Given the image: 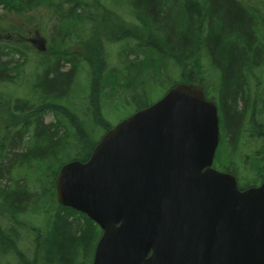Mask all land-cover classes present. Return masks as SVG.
<instances>
[{"label": "trees", "instance_id": "trees-1", "mask_svg": "<svg viewBox=\"0 0 264 264\" xmlns=\"http://www.w3.org/2000/svg\"><path fill=\"white\" fill-rule=\"evenodd\" d=\"M78 1L96 3L84 9L96 11L87 29L93 32L99 27L103 13L100 0H0V3L8 13L25 15L47 9L56 19L55 27L60 28L57 36H53L57 42L67 36L70 29L67 18L76 15ZM125 1L133 14L127 24L134 31L125 32L124 36L131 39L141 34L136 43L140 46L130 48L136 56L124 70L113 69L101 76L93 73L97 70L91 65L86 98L88 115L105 128L110 127L100 111V101L106 92L121 91L119 99H127L137 85H147L145 79L148 76L150 79L158 67L173 64L179 71L174 83L197 82L204 90L208 84L207 89L214 95L211 99L219 108L222 127L220 166L238 175L239 188L255 185L264 172V134L256 121L257 117H264V90L254 91L258 84L254 83L260 80L256 70L264 64V23L259 8L264 0L258 6L246 0ZM15 3L29 7L7 6ZM64 3L71 6L62 7ZM103 14L106 18V13ZM116 28H120L119 24ZM20 30L16 26V32L22 34ZM18 37L12 36V42L0 41V83L12 82L20 73L18 60L15 66L11 55L15 51L18 58L24 59L23 51L20 52L25 49L24 44H19L22 39ZM54 48L58 49L57 44ZM65 55H59L50 65L47 58L43 59V72L35 79L32 99L9 101L10 95L0 92V264L92 263L101 229L83 213L59 204L55 196L61 164L70 158L87 159L97 142L78 112L62 102L69 96L76 67V56L65 59ZM49 114L53 119L46 121ZM245 127L252 131L246 143L258 148L257 158L252 160L238 158L237 144ZM258 154L262 157L258 158ZM246 169L251 172L250 177Z\"/></svg>", "mask_w": 264, "mask_h": 264}, {"label": "water", "instance_id": "water-1", "mask_svg": "<svg viewBox=\"0 0 264 264\" xmlns=\"http://www.w3.org/2000/svg\"><path fill=\"white\" fill-rule=\"evenodd\" d=\"M218 123L179 83L60 167L58 202L103 231L92 264H264V178L239 189L212 167Z\"/></svg>", "mask_w": 264, "mask_h": 264}, {"label": "rangeland", "instance_id": "rangeland-1", "mask_svg": "<svg viewBox=\"0 0 264 264\" xmlns=\"http://www.w3.org/2000/svg\"><path fill=\"white\" fill-rule=\"evenodd\" d=\"M120 2H123V4L126 6V9L121 10L120 17L121 19L117 23H111L109 22L102 13L100 16V22L99 27L95 28L93 32H87V29L91 25V20L94 19L92 16L93 13H88V17L90 19H85L83 16H81V12L86 9V6L84 4H81V8L76 9V15L68 17L70 29L67 36L64 37V39L54 42L53 36H57L56 33L60 32V28L55 27V21L52 17V15L48 14V11L46 9H39L36 12H32V24L30 27H39V34L43 36L47 40V48L44 52H41L42 54H38L37 52L33 51L32 49H25L24 50V59L18 58L16 55L13 58L14 65H18L19 63V71H22L20 74L17 83H5L0 85V91L6 94H9L12 98H24L27 96H31V90L29 82H33L34 79L37 77L39 73H42L43 67H42V61L43 59H48L47 64H52L59 55H65V59L67 57L76 56L75 62L76 67L75 71L77 72V76L75 75L74 83L72 84L75 87L70 92L69 98L62 100L63 104L68 105L71 109L76 110V112H87L88 111V102H86L84 96L87 92V86H88V78L85 73V69L92 70V67H95V70L93 73H96V75L99 73V75H104V68L109 67L110 69L116 68L117 71L126 68L128 61L131 59L133 60L136 56V52H131L130 48L133 46H136V48L140 45H136L140 41V35L132 36L131 39L125 38L126 36H121L119 39L120 41H116L111 38L112 35H103V32L108 28L111 27L113 31L116 33L119 32L120 35H124L122 32L134 31V29H131L130 26H128V21L131 19V16H133L132 12L130 11L129 7L127 6V3L125 0H118ZM261 0H246V3H249L253 6H258V2ZM115 4V2H110L109 5ZM69 5L68 3H64L62 7L67 8ZM115 8V7H114ZM260 12L262 13L261 21L264 23V2L261 3ZM101 12V11H100ZM104 12V11H103ZM69 13V12H66ZM1 16V15H0ZM49 16L51 18L49 19ZM28 17V16H27ZM3 19L0 20V26H4L5 22L8 23H23L21 20L26 19V15L24 14H18V17L15 16V14H11L10 17L4 15L2 17ZM133 22L136 24V20L134 19ZM7 23V24H8ZM125 27H121L122 25ZM119 24L120 28H116ZM31 28V29H32ZM30 29V30H31ZM35 29V28H34ZM263 32H264V28ZM31 34L29 36H33V31L31 30ZM87 32L88 35L82 36L83 33ZM5 33V32H4ZM134 34V33H133ZM2 35V33H1ZM0 35V36H1ZM110 36V37H109ZM142 36V35H141ZM4 37V36H1ZM125 38V39H124ZM57 39V37H56ZM143 39V38H142ZM59 40V39H58ZM60 43V44H59ZM57 44V48L54 47ZM59 46V47H58ZM135 49V48H134ZM23 49L20 50V52ZM15 52V51H14ZM7 58V57H5ZM71 59V60H72ZM18 60V63L16 62ZM68 61V60H66ZM24 62V63H23ZM62 62V61H60ZM71 62V61H70ZM64 63V62H63ZM69 63V62H67ZM88 63V64H86ZM21 64V65H20ZM23 64V66H22ZM86 64V66H84ZM64 65H62L63 67ZM69 66V65H68ZM66 66V67H68ZM45 68V67H44ZM13 74L17 71V67L12 70ZM260 80L257 84L256 92H262L259 90H264V64H262L257 70ZM179 71L174 67L173 64H168L166 66H160L158 67L157 72H153L150 74L151 78L149 79V76L145 79L148 83L142 84L140 83V86L137 89L130 91L129 96V103L127 101H124V99H119V94L121 91H115L112 90L110 92H106V98L103 96V98L100 101V111H102V114L109 120L111 124H116L121 120L122 118L126 117L128 113L133 111V109L136 106H141L146 103H149L150 101H156L159 99V97L170 87V84L173 80L178 79ZM140 79V78H139ZM144 79V78H143ZM151 80V81H150ZM72 81L70 82L71 85ZM259 88V89H257ZM207 89V87H206ZM258 90V91H257ZM112 94V95H111ZM107 96H115L114 99H107ZM219 119H220V111H218ZM86 125L87 130L90 131L91 136H94L95 138H98L102 133L103 129L96 127L97 125L95 122L92 121L91 117L88 119V115L86 116ZM264 117H257L256 121L263 120ZM53 117L51 114L47 115L45 120L50 121ZM221 133H222V127H221ZM244 136V134H242ZM242 148L240 152L238 153V158H245L247 155L252 154V150H250V147L252 145L248 144V146H245L243 143L241 144ZM225 150L223 149L221 153L222 161L225 160L226 154ZM217 158H219V153L217 152ZM240 164H238L239 168L241 165V161H239ZM243 169L241 168L240 171ZM245 173L248 175V177L251 176V172L249 170H245Z\"/></svg>", "mask_w": 264, "mask_h": 264}, {"label": "flooded vegetation", "instance_id": "flooded-vegetation-1", "mask_svg": "<svg viewBox=\"0 0 264 264\" xmlns=\"http://www.w3.org/2000/svg\"><path fill=\"white\" fill-rule=\"evenodd\" d=\"M0 6H3V4H1L0 3ZM9 6H17V7H22V6H25V5H20V4H18V3H15V4H12V5H9ZM258 82H255L254 83V85H256ZM207 91H208V95H206V97H213L214 95H212L211 94V90L210 89H206ZM205 91V90H204ZM255 92H256V90H254ZM260 125H261V132H262V134H264V122H258ZM250 133H252V131L250 130V129H248V127H245V131H243L242 132V134H244V136H242V134H240V136H239V138H240V143H238L237 144V146L239 147V151L241 150V148H242V143L245 145V146H248V144L246 143L248 140H247V138L249 137V135H250ZM252 139H255V137L254 138H250L249 140L250 141H253ZM222 141V133H221V120H220V137H219V142H221ZM219 144V143H218ZM250 147V150H252V154H250V155H247L246 156V158L245 159H247V160H252L253 159V157H256L257 158V150H258V148H253V147H251V146H249ZM217 154V153H216ZM256 155V156H255ZM262 156L260 155V154H258V158H261ZM213 164H214V167L216 168V169H218L219 168V166H220V160H219V158H217V155L214 157V161H213ZM221 167V166H220ZM262 167H264V166H262Z\"/></svg>", "mask_w": 264, "mask_h": 264}, {"label": "bare ground", "instance_id": "bare-ground-1", "mask_svg": "<svg viewBox=\"0 0 264 264\" xmlns=\"http://www.w3.org/2000/svg\"><path fill=\"white\" fill-rule=\"evenodd\" d=\"M194 83H195L196 85H200V84L197 83V82H194ZM205 85H206V84H205ZM207 86H208V84L206 85V87H207ZM77 112H78V111H77ZM78 114H79L80 118L83 119L84 122H85V121H86V118H87L86 116L88 115V112H81V113H80V111H79ZM89 118H90V116L88 115V119H89ZM92 121L95 122L96 125H99V124H100L99 121L97 122L96 120H93V119H92ZM85 125H86V123H85ZM86 126H87V125H86Z\"/></svg>", "mask_w": 264, "mask_h": 264}]
</instances>
